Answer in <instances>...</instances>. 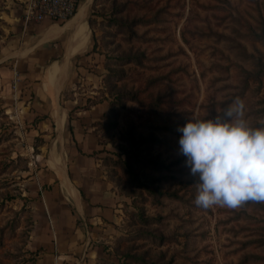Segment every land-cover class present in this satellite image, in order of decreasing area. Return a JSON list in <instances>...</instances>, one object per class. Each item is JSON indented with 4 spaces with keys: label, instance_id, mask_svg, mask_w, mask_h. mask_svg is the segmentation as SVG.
Wrapping results in <instances>:
<instances>
[{
    "label": "rangeland",
    "instance_id": "374dc122",
    "mask_svg": "<svg viewBox=\"0 0 264 264\" xmlns=\"http://www.w3.org/2000/svg\"><path fill=\"white\" fill-rule=\"evenodd\" d=\"M82 7L83 44L54 92L58 137L55 62L48 83L41 76L65 58L70 34L47 60L17 63L8 53L19 33L0 17V264H35L37 204L62 187L49 165L58 172L54 156L62 155L68 171L78 153L73 124L93 106L86 119L101 146L91 156H101L124 198L129 236L109 264H264V203L197 207L177 130L215 119L237 97L250 126H264V0H81L77 13Z\"/></svg>",
    "mask_w": 264,
    "mask_h": 264
},
{
    "label": "crops",
    "instance_id": "0c3cea01",
    "mask_svg": "<svg viewBox=\"0 0 264 264\" xmlns=\"http://www.w3.org/2000/svg\"><path fill=\"white\" fill-rule=\"evenodd\" d=\"M22 1L0 0V17L7 21L6 30L19 33L17 40L10 43L12 49L8 56L15 58L17 63H30L36 57L47 60L58 52L59 42L68 33L60 59L64 53L65 58L49 63L41 76L48 83V69L55 62L51 76L53 86L59 76L67 80L70 60L83 44V31L81 28L71 29L70 23L74 19L63 26L60 23L48 26L45 32L38 24L25 29ZM16 26H19L17 30ZM28 32L32 33L28 36ZM78 34L82 35V41L73 53L69 43ZM43 53L45 57H42ZM52 101H55L54 97ZM96 107L87 110L88 116ZM88 116L73 124L78 153L73 155L68 171L62 155L54 156L58 172L49 165L62 187L60 192L56 188L43 192V201L37 204L39 207L29 241V251L36 254L35 264H109L114 245L118 246L128 236L123 232V224H126L124 198L101 165V156H91L100 149L101 142L94 121L86 119ZM53 118L59 126L61 122L54 115ZM120 262L115 260L116 264L124 261Z\"/></svg>",
    "mask_w": 264,
    "mask_h": 264
},
{
    "label": "clouds",
    "instance_id": "9594fccd",
    "mask_svg": "<svg viewBox=\"0 0 264 264\" xmlns=\"http://www.w3.org/2000/svg\"><path fill=\"white\" fill-rule=\"evenodd\" d=\"M177 130L182 133L179 152L196 181L197 207L264 203V126H250L242 99L237 97L215 119L191 120Z\"/></svg>",
    "mask_w": 264,
    "mask_h": 264
},
{
    "label": "built area",
    "instance_id": "2783aa9c",
    "mask_svg": "<svg viewBox=\"0 0 264 264\" xmlns=\"http://www.w3.org/2000/svg\"><path fill=\"white\" fill-rule=\"evenodd\" d=\"M24 23L65 22L78 11L80 0H23Z\"/></svg>",
    "mask_w": 264,
    "mask_h": 264
},
{
    "label": "bare ground",
    "instance_id": "6f19581e",
    "mask_svg": "<svg viewBox=\"0 0 264 264\" xmlns=\"http://www.w3.org/2000/svg\"><path fill=\"white\" fill-rule=\"evenodd\" d=\"M90 2H92V0H86V4L90 5ZM87 12L85 11V7H82V9L72 18V19H68L67 21H65L64 23L66 24V22L68 23L69 21L73 20L70 23L71 29H78L81 28V26L84 24V20L86 18ZM59 24V23H58ZM57 24V25H58ZM82 41V35L78 34L74 40L70 41L69 43V48L70 50L74 53L75 50L77 49V47L79 46V44ZM72 54V53H71ZM58 77V76H56ZM60 78L56 81H54V89L56 92H58L59 90H61L62 86L65 83V78L64 76H59ZM53 89V90H54ZM53 97L55 99V101H52V112L53 115L56 119L59 120V122H61V108L59 106V99H57L56 97V93L53 92ZM60 157V155H59ZM64 160V158H63Z\"/></svg>",
    "mask_w": 264,
    "mask_h": 264
},
{
    "label": "trees",
    "instance_id": "16d2710c",
    "mask_svg": "<svg viewBox=\"0 0 264 264\" xmlns=\"http://www.w3.org/2000/svg\"><path fill=\"white\" fill-rule=\"evenodd\" d=\"M81 1V0H80ZM61 23H63V22H61ZM121 162H124L123 160L121 161ZM125 163V162H124ZM156 163H153V165H155ZM157 165V167H158V169H164V166H162V165H158V164H156ZM129 236H127V237H125V238H128ZM136 262H137V264H150V263H148L147 261L145 262L143 259H140V260H136ZM153 264V263H152Z\"/></svg>",
    "mask_w": 264,
    "mask_h": 264
},
{
    "label": "water",
    "instance_id": "95a60500",
    "mask_svg": "<svg viewBox=\"0 0 264 264\" xmlns=\"http://www.w3.org/2000/svg\"><path fill=\"white\" fill-rule=\"evenodd\" d=\"M55 125H56V133H57V137H58V136H59V131H58L57 124H55ZM57 137H55V139H56Z\"/></svg>",
    "mask_w": 264,
    "mask_h": 264
}]
</instances>
